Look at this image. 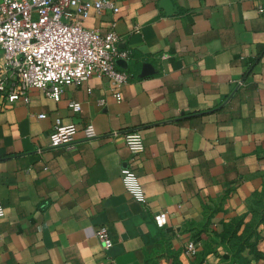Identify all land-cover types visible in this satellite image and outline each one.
Wrapping results in <instances>:
<instances>
[{
	"label": "crops",
	"instance_id": "0c3cea01",
	"mask_svg": "<svg viewBox=\"0 0 264 264\" xmlns=\"http://www.w3.org/2000/svg\"><path fill=\"white\" fill-rule=\"evenodd\" d=\"M112 1L117 12L91 10L83 24L121 37L119 98L90 76L58 101L31 88L0 105V264H264V0ZM56 118L75 125L74 147L48 146ZM129 129L143 136L139 155L112 134Z\"/></svg>",
	"mask_w": 264,
	"mask_h": 264
},
{
	"label": "built area",
	"instance_id": "2783aa9c",
	"mask_svg": "<svg viewBox=\"0 0 264 264\" xmlns=\"http://www.w3.org/2000/svg\"><path fill=\"white\" fill-rule=\"evenodd\" d=\"M102 9L118 10L112 0H0V105L20 99L27 102L31 88L58 101L66 86L79 84L90 76L106 78L114 96L119 98L120 88L129 79L127 71L116 63L118 58L126 57L119 49L121 37L114 28L101 34L83 24L91 10ZM167 56L163 54L159 59ZM68 106L73 112L81 110L75 101H69ZM82 131L84 139L96 136L91 122H86ZM119 133L131 155L143 152L139 130L112 131L113 135ZM75 135L74 124L63 125L56 118L48 146L72 148L77 142ZM120 178L125 190L144 204L146 196L133 169L121 167ZM3 215L0 204V217ZM154 221L158 227L164 226L166 213L154 215ZM95 237L104 251L111 247L105 225L97 227ZM185 247L188 254H196V242L190 240Z\"/></svg>",
	"mask_w": 264,
	"mask_h": 264
},
{
	"label": "water",
	"instance_id": "95a60500",
	"mask_svg": "<svg viewBox=\"0 0 264 264\" xmlns=\"http://www.w3.org/2000/svg\"><path fill=\"white\" fill-rule=\"evenodd\" d=\"M116 63H117L118 65H124V66H126L127 61L124 60V59H122V58H120V59H117ZM142 70H143L142 73H144V72L152 71L153 69H152L151 64H149V63H144V64H143V69H142Z\"/></svg>",
	"mask_w": 264,
	"mask_h": 264
},
{
	"label": "trees",
	"instance_id": "16d2710c",
	"mask_svg": "<svg viewBox=\"0 0 264 264\" xmlns=\"http://www.w3.org/2000/svg\"><path fill=\"white\" fill-rule=\"evenodd\" d=\"M237 227L235 226V228L234 229H236ZM239 259H242L241 257H239ZM241 262H243V259L242 260H240Z\"/></svg>",
	"mask_w": 264,
	"mask_h": 264
}]
</instances>
